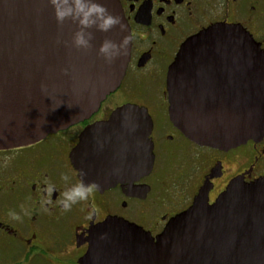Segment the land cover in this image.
I'll return each instance as SVG.
<instances>
[{"label": "water", "instance_id": "95a60500", "mask_svg": "<svg viewBox=\"0 0 264 264\" xmlns=\"http://www.w3.org/2000/svg\"><path fill=\"white\" fill-rule=\"evenodd\" d=\"M126 26L94 32L87 51L70 46L76 25H59L48 0H0V150L34 145L98 113L130 60L105 63L104 39L130 32L118 0H98ZM68 42V46L65 45ZM169 117L191 142L230 150L264 135V52L241 27L220 24L187 41L167 75ZM153 121L125 104L87 126L71 151L79 179L128 196L155 162ZM80 264H264V179L236 178L213 204L205 191L157 237L109 217L90 230Z\"/></svg>", "mask_w": 264, "mask_h": 264}, {"label": "flooded vegetation", "instance_id": "af4514ba", "mask_svg": "<svg viewBox=\"0 0 264 264\" xmlns=\"http://www.w3.org/2000/svg\"><path fill=\"white\" fill-rule=\"evenodd\" d=\"M118 2L133 36L119 89L89 120L34 145L0 150V264H80L90 230L109 217L136 224L155 238L202 190L213 204L236 178L245 183L264 179V135L230 150L191 142L170 120L166 84L182 46L216 25L241 26L264 52V0ZM125 104L146 108L153 121L155 162L151 173L135 182L138 196H128L121 186L97 188L88 202L61 212L54 192L45 211L40 206L44 180L59 189L79 180L70 154L81 132ZM86 204L95 207L91 219L86 218ZM9 210L18 212L21 221L11 220Z\"/></svg>", "mask_w": 264, "mask_h": 264}, {"label": "clouds", "instance_id": "9594fccd", "mask_svg": "<svg viewBox=\"0 0 264 264\" xmlns=\"http://www.w3.org/2000/svg\"><path fill=\"white\" fill-rule=\"evenodd\" d=\"M48 2L54 9L55 19L59 25H63L65 21L69 20L76 25L70 42V46L76 50L87 51L93 47V30L107 33L118 26L122 32L126 31V26L121 18L112 14L98 0H48ZM132 39L131 33L125 34L119 42L106 38L100 43L97 55L105 63L111 64L114 60L127 54ZM65 45L68 46V42H65ZM4 159L7 162L9 157ZM61 180L68 182L69 178L62 175ZM96 189L95 183H86L83 179L76 180L75 183H66L62 189L45 179L43 187L40 189V206L47 211L45 205L53 204L52 196L56 192L55 203L60 206L61 212H67L79 202H88ZM86 206L88 207L86 218L91 219L95 213V207L87 204ZM21 210H24L23 205H21ZM8 216L13 221L22 219L21 215L14 210H9Z\"/></svg>", "mask_w": 264, "mask_h": 264}]
</instances>
